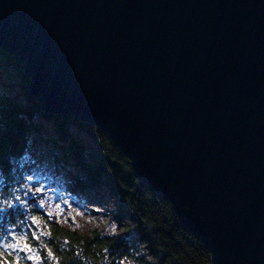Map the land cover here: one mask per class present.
<instances>
[{"label":"water","instance_id":"1","mask_svg":"<svg viewBox=\"0 0 264 264\" xmlns=\"http://www.w3.org/2000/svg\"><path fill=\"white\" fill-rule=\"evenodd\" d=\"M45 114L95 125L198 236L264 264V0H0Z\"/></svg>","mask_w":264,"mask_h":264},{"label":"trees","instance_id":"2","mask_svg":"<svg viewBox=\"0 0 264 264\" xmlns=\"http://www.w3.org/2000/svg\"><path fill=\"white\" fill-rule=\"evenodd\" d=\"M28 84L20 62L0 50V264H210L206 245L106 133L43 113ZM39 167L69 194L107 207L120 231H80L47 217L26 179ZM14 238L16 251L3 245Z\"/></svg>","mask_w":264,"mask_h":264},{"label":"rangeland","instance_id":"3","mask_svg":"<svg viewBox=\"0 0 264 264\" xmlns=\"http://www.w3.org/2000/svg\"><path fill=\"white\" fill-rule=\"evenodd\" d=\"M27 173L31 193L37 199L39 208L51 220L80 231L93 228L107 233L120 231V226L110 218L111 213L107 207L69 194L64 189L65 185L42 167ZM3 242L8 249L16 251L21 248L15 238Z\"/></svg>","mask_w":264,"mask_h":264}]
</instances>
